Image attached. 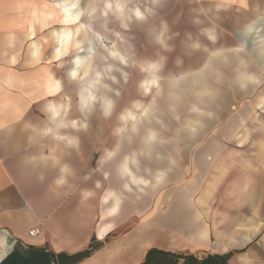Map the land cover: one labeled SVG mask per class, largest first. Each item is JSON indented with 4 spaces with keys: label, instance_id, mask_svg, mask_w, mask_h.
<instances>
[{
    "label": "rangeland",
    "instance_id": "1",
    "mask_svg": "<svg viewBox=\"0 0 264 264\" xmlns=\"http://www.w3.org/2000/svg\"><path fill=\"white\" fill-rule=\"evenodd\" d=\"M123 1L128 13L136 7L142 13L122 18L103 0H79L82 22L89 28L87 37L82 34L84 44L93 32L103 37L82 69H71L80 78L69 76V124L82 132L75 135L84 145L80 153L89 156L91 175L104 169L110 177L97 196L108 185L121 186L116 193L122 199L117 216L122 224L106 240L139 225L153 209L176 208L181 201L201 208L203 219L218 227L225 228L227 217L232 223L259 222L263 215L255 213L256 206L264 208V68L255 54L231 49L247 40L238 5L242 0H228L233 2L228 5L227 0ZM209 28L217 31L215 43L206 37ZM109 49L118 54L112 50L110 55ZM79 54H69V68ZM208 60L213 66L205 74ZM242 71L254 78L241 83ZM89 85V96L95 97L88 109H81L79 95ZM149 132L153 137L148 138ZM125 161L136 184L121 170ZM188 195L191 201L183 200ZM130 203L137 206L132 216L126 212ZM243 208L251 212L245 215L248 220L237 213Z\"/></svg>",
    "mask_w": 264,
    "mask_h": 264
},
{
    "label": "crops",
    "instance_id": "2",
    "mask_svg": "<svg viewBox=\"0 0 264 264\" xmlns=\"http://www.w3.org/2000/svg\"><path fill=\"white\" fill-rule=\"evenodd\" d=\"M103 3L121 17L142 13L138 7L128 13L123 0ZM226 4L233 2L227 0ZM210 5L215 12L216 4ZM238 5L247 40L231 44V49L255 54L264 68V0H242ZM69 16L74 18L70 25ZM82 16L84 8L79 0H0V264L16 244L54 254L52 264H70L71 256L86 249L93 236L96 249L72 264H139L151 247L192 253L231 251L229 264H264V208L260 205L255 212L263 215L259 222H250L245 215L251 212L243 208L237 213L248 221L232 223L227 217L223 228L211 220L206 222L198 206L181 201L176 208L153 209L139 225L106 240L122 224L117 218L122 199L116 193L121 186L108 185L97 196L110 177L104 169L100 175L90 174V158L80 153L84 145L75 136L82 132L69 124V76L80 78L70 71L82 69L84 58L94 56L96 43L103 37L93 32L84 44L82 36L87 37L89 28ZM206 32L215 43L217 31L209 28ZM75 40L79 46L74 45ZM71 53L81 54L73 58L74 65L69 68ZM207 64L205 74L212 69L213 60ZM240 76L241 83L254 78L244 71ZM94 97L82 102L79 95L81 109H88ZM195 144H200V149L213 148ZM124 164L126 161L121 164L122 172H126ZM128 173L136 184L134 173ZM190 199L188 195L183 200ZM126 212L132 216L137 206L130 203ZM60 254L65 255L58 257Z\"/></svg>",
    "mask_w": 264,
    "mask_h": 264
},
{
    "label": "trees",
    "instance_id": "3",
    "mask_svg": "<svg viewBox=\"0 0 264 264\" xmlns=\"http://www.w3.org/2000/svg\"><path fill=\"white\" fill-rule=\"evenodd\" d=\"M97 245L90 243L86 249L71 256L69 263H75L79 259L87 257ZM51 254V253H50ZM232 252L224 253L212 252H183L163 248L151 247L139 264H229V258ZM60 254L58 257H62ZM54 254L49 255L43 249L33 247H23L16 244L12 252L2 262L4 264H52Z\"/></svg>",
    "mask_w": 264,
    "mask_h": 264
},
{
    "label": "bare ground",
    "instance_id": "4",
    "mask_svg": "<svg viewBox=\"0 0 264 264\" xmlns=\"http://www.w3.org/2000/svg\"><path fill=\"white\" fill-rule=\"evenodd\" d=\"M109 2V1H108ZM105 4V3H104ZM117 5V4H116ZM60 8V7H59ZM118 9V8H117ZM133 9V8H132ZM132 11V10H131ZM123 15V14H122ZM134 15V14H133ZM69 18V25L71 24V22L72 21H74V18H71L70 16L68 17ZM142 18V17H141ZM70 34V33H69ZM148 89V86L147 87H145V89ZM91 90H92V85H89V87L88 88H86V89H83V91L81 92V94H80V97H81V100H82V102H86L87 101V99H88V97H91V96H89V93L91 92ZM146 112V111H145ZM133 113H130V114H127V116H130V117H133ZM122 169L123 170H126L127 172H129L130 170L127 168V165L126 164H124L123 166H122Z\"/></svg>",
    "mask_w": 264,
    "mask_h": 264
},
{
    "label": "built area",
    "instance_id": "5",
    "mask_svg": "<svg viewBox=\"0 0 264 264\" xmlns=\"http://www.w3.org/2000/svg\"><path fill=\"white\" fill-rule=\"evenodd\" d=\"M33 233H34V231H33V230L29 232V234H30V235H33Z\"/></svg>",
    "mask_w": 264,
    "mask_h": 264
},
{
    "label": "snow or ice",
    "instance_id": "6",
    "mask_svg": "<svg viewBox=\"0 0 264 264\" xmlns=\"http://www.w3.org/2000/svg\"><path fill=\"white\" fill-rule=\"evenodd\" d=\"M73 75H75V74L73 73Z\"/></svg>",
    "mask_w": 264,
    "mask_h": 264
},
{
    "label": "water",
    "instance_id": "7",
    "mask_svg": "<svg viewBox=\"0 0 264 264\" xmlns=\"http://www.w3.org/2000/svg\"><path fill=\"white\" fill-rule=\"evenodd\" d=\"M15 247V246H14ZM14 249V248H13Z\"/></svg>",
    "mask_w": 264,
    "mask_h": 264
}]
</instances>
